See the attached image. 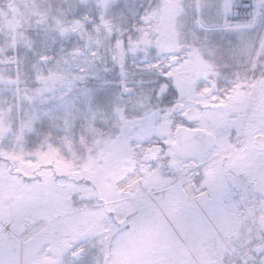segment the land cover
I'll return each mask as SVG.
<instances>
[{"label": "snow or ice", "instance_id": "snow-or-ice-1", "mask_svg": "<svg viewBox=\"0 0 264 264\" xmlns=\"http://www.w3.org/2000/svg\"><path fill=\"white\" fill-rule=\"evenodd\" d=\"M0 264H264V0H0Z\"/></svg>", "mask_w": 264, "mask_h": 264}]
</instances>
